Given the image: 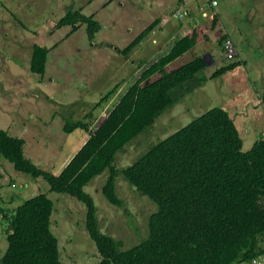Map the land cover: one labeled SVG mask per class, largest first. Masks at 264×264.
Listing matches in <instances>:
<instances>
[{
	"label": "rangeland",
	"instance_id": "rangeland-1",
	"mask_svg": "<svg viewBox=\"0 0 264 264\" xmlns=\"http://www.w3.org/2000/svg\"><path fill=\"white\" fill-rule=\"evenodd\" d=\"M219 3L208 13L221 15V29L210 42L201 43L167 68L171 72L195 57H208L207 68L198 75L207 81L119 153V169L132 165L154 144L214 108H223L233 116L245 151L264 133V0ZM181 7L178 0H0V129L25 139L27 158L60 175L89 138L80 129L67 134V120L72 117L89 123L92 131L98 129L150 65L169 52L174 40L171 34L181 32L178 26L186 24L177 25V12L184 11ZM71 9L82 10L101 24L95 39L90 40L87 27L81 24L75 33L72 27H58ZM203 16L200 20L207 24L209 19ZM157 20L154 31L132 53L126 57L120 53ZM185 20L188 22V17ZM222 31L230 33L238 53L234 59L224 55V46H217ZM35 45L50 50L44 76L31 72ZM224 57L232 62L213 63ZM240 58L245 63L235 71L211 78ZM113 91L109 101L97 108L100 99ZM107 179L108 173L97 177L86 192L98 207L102 232L122 242V249L127 250L148 236L149 219L157 206L122 176L117 193L124 207L112 205L103 194ZM38 194H46L55 204L51 229L59 238L63 264H99L101 257L87 232L84 204L51 192L46 182L18 173L0 156V208L16 209ZM7 228V222L0 219V264L8 249Z\"/></svg>",
	"mask_w": 264,
	"mask_h": 264
},
{
	"label": "trees",
	"instance_id": "trees-1",
	"mask_svg": "<svg viewBox=\"0 0 264 264\" xmlns=\"http://www.w3.org/2000/svg\"><path fill=\"white\" fill-rule=\"evenodd\" d=\"M178 1L180 6L185 3ZM187 17L180 18L179 24ZM158 23H152L120 53L125 57L132 53ZM80 24L87 27L90 40L102 29L95 17L73 9L58 27H72L75 33ZM221 26V15L215 13L207 24L176 39L169 52L150 65L95 131L90 130L89 123L69 118L65 132L80 129L89 138L60 175L27 158L25 139L0 129V156L18 173L41 179L51 192L69 195L84 204L87 232L101 257L99 264H244L264 255V133L245 151L239 128L225 109L214 108L197 117L154 144L132 165L124 169L116 166L119 153L204 85L206 77L198 78L207 68L202 56L174 71L167 72V68L199 44L210 42ZM221 34L219 47L232 41L224 31ZM49 55L48 48L35 45L31 72L44 76ZM243 64L222 67L211 78L223 77ZM157 75L160 77L151 81ZM114 91L104 95L97 108L108 102ZM104 173H108V179L103 194L112 205L124 207L117 193L122 176L157 206L149 219L148 236L127 250L122 249V242L102 232L98 207L86 192ZM55 212V204L46 194L27 199L16 209L0 208V219L8 224V249L2 264H63L59 238L51 229Z\"/></svg>",
	"mask_w": 264,
	"mask_h": 264
},
{
	"label": "crops",
	"instance_id": "crops-1",
	"mask_svg": "<svg viewBox=\"0 0 264 264\" xmlns=\"http://www.w3.org/2000/svg\"><path fill=\"white\" fill-rule=\"evenodd\" d=\"M197 2L196 4H197V6H196V4H194V7H192L191 8V6H192V4L194 3V2ZM205 3V6H203L202 7V3L200 2V0H185V3L183 4V7H181V8H184V11H185V13H187V16H188V22L185 20V25H183V26H178V27H181V29H182V31L181 32H178L177 34H176V31H174L172 34H171V39H174L173 41H172V43L171 44H173V42L174 41H176V39H180V38H183V37H185L186 35H188L189 33H191L194 29H196V28H198V27H200V26H202V25H204L203 23H202V21L200 20L201 19V17L204 15H206L207 16V19H211V17L215 14L214 12L213 13H208V9H211V7H210V5H209V2H208V0H203ZM201 3V4H200ZM197 7V8H196ZM194 8V9H193ZM190 16H192V18L190 17ZM203 16V17H204ZM205 18V17H204ZM222 20V19H221ZM177 25H179V23L177 24ZM226 34H228L229 36H230V33L228 32V31H224ZM231 37V36H230ZM231 40H232V38H231ZM233 41V40H232ZM201 44H199L198 46H200ZM198 46H197V48H198ZM211 57H212V55H210ZM204 59L206 60V62H207V64L209 63V61L207 60L208 59V57H204ZM226 62V61H230V60H228V59H226L225 57H224V60H218V59H215V60H213V63L215 64V63H217V64H220V63H223V62ZM230 62H232V61H230ZM239 62H244L245 63V61H243V59L242 58H240V61ZM212 63V64H213ZM208 66V65H207ZM232 116V115H231ZM232 118H233V116H232Z\"/></svg>",
	"mask_w": 264,
	"mask_h": 264
},
{
	"label": "built area",
	"instance_id": "built-area-1",
	"mask_svg": "<svg viewBox=\"0 0 264 264\" xmlns=\"http://www.w3.org/2000/svg\"><path fill=\"white\" fill-rule=\"evenodd\" d=\"M208 2L210 3V6L212 8H217L219 6V0H208ZM185 15L187 16V13H184L182 11L177 13V17L183 19L185 17ZM224 55L229 58V59H234L235 57L238 56L237 50L233 44L232 41H227L224 44ZM264 135V134H263ZM264 137V136H263ZM251 264H264V255H260L258 257H256L255 259L252 260Z\"/></svg>",
	"mask_w": 264,
	"mask_h": 264
},
{
	"label": "clouds",
	"instance_id": "clouds-1",
	"mask_svg": "<svg viewBox=\"0 0 264 264\" xmlns=\"http://www.w3.org/2000/svg\"><path fill=\"white\" fill-rule=\"evenodd\" d=\"M209 5H210V3H209ZM219 5H220V3H219ZM210 7H211V6H210ZM211 8H212V7H211ZM213 9H215V8H213ZM180 11H182V12H184V13H185V11H183V10H180ZM180 11H178V12H180ZM178 12H177V13H178Z\"/></svg>",
	"mask_w": 264,
	"mask_h": 264
}]
</instances>
